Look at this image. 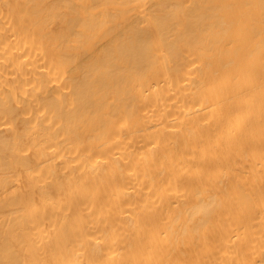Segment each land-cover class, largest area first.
<instances>
[{
	"label": "bare ground",
	"instance_id": "bare-ground-1",
	"mask_svg": "<svg viewBox=\"0 0 264 264\" xmlns=\"http://www.w3.org/2000/svg\"><path fill=\"white\" fill-rule=\"evenodd\" d=\"M0 264H264V0H0Z\"/></svg>",
	"mask_w": 264,
	"mask_h": 264
}]
</instances>
